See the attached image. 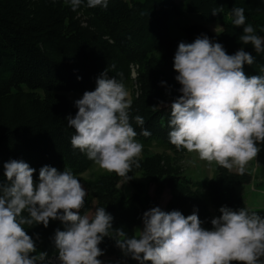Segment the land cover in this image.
Masks as SVG:
<instances>
[{
    "label": "trees",
    "instance_id": "1",
    "mask_svg": "<svg viewBox=\"0 0 264 264\" xmlns=\"http://www.w3.org/2000/svg\"><path fill=\"white\" fill-rule=\"evenodd\" d=\"M234 7L244 8L246 25L264 37V0H109L107 8L81 4L76 11L66 0H0V184L8 183L3 164L13 159L34 168L36 180L44 165L70 169L77 178L89 168L92 161L71 146L74 129L67 126L66 117L74 116L77 108L63 93L83 95L94 90L96 78L108 68L109 77L115 76L130 89V116H142L143 127L151 135L135 138L143 150L140 167L128 173L129 195L119 190L123 178L115 173L81 180L88 193L82 215L104 207L113 217V230L121 229L128 236L134 235V227H143V212L155 206L185 216L197 210L206 229L212 227L211 218L220 215L221 206L234 211L245 207L264 217V207L247 206L238 190L251 182L250 172L238 175L214 164L210 178L191 179L180 162L187 151H177L167 137V105L181 95L173 68L179 42L191 43L205 34L221 43L227 54L244 48L255 58L244 72L264 75V52L256 53L239 40L243 31L232 24ZM213 8L223 11L213 16ZM184 13L219 22L221 29L213 33L194 23L182 27V37H174L173 18ZM130 122L139 133L135 120ZM152 145L163 151L149 154ZM136 173L146 182L135 181ZM147 184L153 186L152 195ZM164 191L169 196L161 206L158 200ZM57 229L64 230L65 224L50 220L46 228L25 226L36 243L34 254L47 253L44 264L57 258L53 240ZM99 247L104 255L98 259L107 258L103 264H138L122 254L114 238L105 237Z\"/></svg>",
    "mask_w": 264,
    "mask_h": 264
},
{
    "label": "clouds",
    "instance_id": "2",
    "mask_svg": "<svg viewBox=\"0 0 264 264\" xmlns=\"http://www.w3.org/2000/svg\"><path fill=\"white\" fill-rule=\"evenodd\" d=\"M66 2L76 11L81 4L107 8L109 0ZM222 11L213 8L211 14ZM230 14L232 24L242 27L239 40L256 53L264 52V37L246 25L244 8L234 7ZM254 59L244 48L227 54L221 43L205 34L191 43H178L173 68L181 95L167 105V137L177 151L245 174L264 143V75L244 72ZM108 72L106 68L96 78L94 90L74 101L77 111L66 117L67 126L74 129L70 138L74 150L126 183L133 167H140L143 145L135 138L151 132L143 127L142 116H130L132 101L126 87ZM3 170L8 183L0 184V264H44L47 253L34 254L36 243L25 226L46 228L50 220L65 224L53 237L59 264H103L98 257L104 255L99 244L105 237L114 238L122 254L138 264H264V217L245 207L234 211L221 206L220 215L211 218L212 227L206 229L197 210L185 216L155 206L143 212L138 235L128 236L113 230V217L104 207L91 216L80 213L88 193L70 169L44 165L36 180L34 168L13 159L3 164Z\"/></svg>",
    "mask_w": 264,
    "mask_h": 264
},
{
    "label": "rangeland",
    "instance_id": "3",
    "mask_svg": "<svg viewBox=\"0 0 264 264\" xmlns=\"http://www.w3.org/2000/svg\"><path fill=\"white\" fill-rule=\"evenodd\" d=\"M172 22L173 25L170 26V32L174 37H182V27L194 23L206 26L213 33L218 32L221 29V24L219 22H206L196 13H184L180 16L174 17ZM125 87L128 92V98L131 99L130 89L127 88V86ZM63 94L71 101H75L76 99L82 97V95L77 92H64ZM259 147L261 150L257 157L250 161L246 166V171L251 174V182L238 187V190L245 195V203L249 207H264V143L260 144ZM147 151L149 154H153L160 153L163 150L155 145H152ZM180 162L184 169V175L190 177L191 179L202 180L204 178H210L213 175L214 164L209 166L206 162L200 161L196 157L195 153L187 152ZM232 171H236L235 168H233ZM104 172L105 171L103 169L92 162V164L89 165V168L78 175V179L81 181L82 179L95 177L96 175ZM133 177L135 181L143 183L146 182L145 178L142 177L140 173H136ZM118 187L125 195H129L131 192L130 185L127 182L125 183L124 180H120L118 182ZM152 187L153 186L151 184H147L148 193L151 195L153 193ZM168 196L169 193L164 191L158 200L161 206L164 205ZM88 215L91 216L92 213H89ZM139 229H142V225L134 227V235H138ZM50 261L53 264H59L58 259L55 257H51ZM101 261L104 263L107 261V258H103Z\"/></svg>",
    "mask_w": 264,
    "mask_h": 264
}]
</instances>
